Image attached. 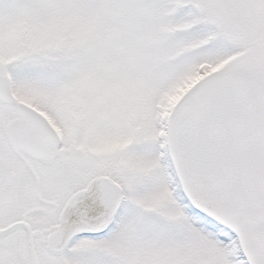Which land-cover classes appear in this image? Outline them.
<instances>
[{
	"label": "snow or ice",
	"instance_id": "1",
	"mask_svg": "<svg viewBox=\"0 0 264 264\" xmlns=\"http://www.w3.org/2000/svg\"><path fill=\"white\" fill-rule=\"evenodd\" d=\"M0 264H264V0H0Z\"/></svg>",
	"mask_w": 264,
	"mask_h": 264
}]
</instances>
